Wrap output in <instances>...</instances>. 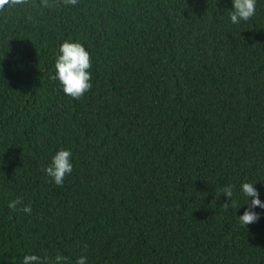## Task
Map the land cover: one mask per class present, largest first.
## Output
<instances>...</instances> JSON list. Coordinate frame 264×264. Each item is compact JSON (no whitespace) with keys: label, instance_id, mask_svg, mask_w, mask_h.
<instances>
[{"label":"trees","instance_id":"trees-1","mask_svg":"<svg viewBox=\"0 0 264 264\" xmlns=\"http://www.w3.org/2000/svg\"><path fill=\"white\" fill-rule=\"evenodd\" d=\"M48 3L0 12V264H264V209L238 218L242 183L264 202V0L239 24L232 0ZM66 40L91 57L79 100L50 79Z\"/></svg>","mask_w":264,"mask_h":264},{"label":"clouds","instance_id":"clouds-1","mask_svg":"<svg viewBox=\"0 0 264 264\" xmlns=\"http://www.w3.org/2000/svg\"><path fill=\"white\" fill-rule=\"evenodd\" d=\"M78 0H62L65 6H75ZM29 3V0H0V12L6 9H15L18 6H24ZM45 7H50L48 0H42ZM256 11V0H232V9L229 12L230 21L233 24H239L241 21H248ZM91 57L85 47L79 42L64 41L58 51L55 59L54 69L55 74L50 76L53 81H58L62 87L65 95L79 100L92 88L91 83ZM72 153L66 149H60L52 157L51 163L42 171L45 172L47 177H50L53 182L60 186L64 183L66 175H70L73 171L71 163ZM252 183H242L240 191L244 197L247 198L248 207L243 215L239 216V224L243 227L249 224L256 223L260 214L255 212L254 209L259 207L264 209V202L259 199V193ZM221 193L229 198L231 203H224L221 207L228 210L230 207L235 206L233 197V186L225 185L221 189ZM249 198H252L249 203ZM215 204V201L212 202ZM8 208L13 211H21L31 214L32 208L30 205L23 203L21 198H17L8 203ZM87 247V245H85ZM65 257L57 254L52 264H64ZM22 264H45L37 255H25ZM74 264H87L86 258L81 256L76 259Z\"/></svg>","mask_w":264,"mask_h":264}]
</instances>
